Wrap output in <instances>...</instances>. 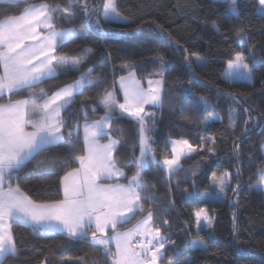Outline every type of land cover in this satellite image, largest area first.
I'll return each mask as SVG.
<instances>
[{"label": "snow or ice", "instance_id": "snow-or-ice-1", "mask_svg": "<svg viewBox=\"0 0 264 264\" xmlns=\"http://www.w3.org/2000/svg\"><path fill=\"white\" fill-rule=\"evenodd\" d=\"M216 2L230 5L225 9L226 19L242 22L247 5L238 4V0ZM67 3L68 7L59 0H0V264L20 255L18 245L23 242L17 240L14 225L30 228L41 236L60 235L69 242H84L97 250L93 264L100 260L104 264H163L168 249L181 242L179 235L174 238L166 234L171 233L173 227L180 228V234L185 236H190L195 227L197 238L189 240L188 247L194 251H208L209 245L201 237V232L207 230L206 236H214L215 215L201 207L193 214L194 225L188 220L182 221L183 227L173 225V216L179 219L181 214L175 211L176 202L169 197L173 193L171 178L185 170V159L196 153L211 154L204 172L218 164L214 147L216 137L194 133L199 140L196 144L183 137L169 138L158 157L153 147L156 138L149 135L156 131L157 123L156 112L149 108L163 109L166 103H171L174 112L178 111L193 124L207 112L208 97L192 91L198 83L197 70L207 66V57L195 52L184 56L183 66L191 79L185 84L179 77L175 78L173 83L182 90L176 98L165 91L168 86L166 74L173 70V66L162 54L146 61L159 67L152 77L147 78V87L137 79L138 64L133 62L120 65L123 74L113 80L110 88L97 95L86 94L87 90L100 85L103 74L96 73V68L111 63L112 51L105 49L97 55L94 47L82 48L78 52L70 49L61 54L62 50L77 40L87 43L97 33L123 42L143 30L138 26L131 33L106 31V24L131 23L122 15L118 0H92L91 3L89 0H67ZM252 11L264 19V0H256ZM78 16L83 17V29L75 26ZM211 27L216 35H223L216 20L211 21ZM233 30L239 50L226 44V67L220 79L230 85L255 87L256 70L264 69V43L250 42V27L226 29ZM260 35L264 39V28L260 29ZM227 40L228 36H224V41ZM169 42L177 50L188 53V48L179 41L169 38ZM112 67L115 71V65ZM261 76L264 77V72ZM62 77L71 79L56 83ZM50 81L52 84L41 87L39 92L29 91ZM261 85L258 92L264 97V79H261ZM117 92L122 101L117 98ZM223 96L235 102V106L228 105L227 127H237V108L241 107L247 114L244 124L247 126L255 121L264 131V124H260L264 114L253 117L252 109L244 107L231 92H218L216 107ZM248 98L244 97L245 100ZM101 110L102 115L89 119V112L96 114ZM124 121H134L137 126L139 154H136L137 145L133 143L130 155L124 157L125 163L121 165L116 153L125 146V141L122 135H115L113 125ZM149 121L151 128L148 127ZM216 122L214 116L205 117L201 131H209ZM249 131L245 127L242 138L234 142L233 159L237 161ZM105 138L106 142L101 143ZM260 146L264 149V140ZM42 152H50L53 157L37 159ZM73 164L78 166L73 167ZM30 165H34L37 174L55 175L63 170L64 174L59 177L60 198L36 200L19 183H14ZM129 168L133 169L131 175L126 170ZM153 168L162 170L169 181L163 197L168 204L162 209L156 196V185L144 178V173ZM204 172L193 171L190 177L185 176L184 183L191 179L190 188L180 189L185 202L223 204L230 188L233 197L228 199L229 205L239 203L244 190L239 163L234 171L235 185L232 183L233 173L224 172L217 176L213 172L212 190L201 192L197 180ZM253 175L256 179L255 183H249V192L264 193V166H258ZM180 183V180L176 181L177 186ZM157 209L162 213L159 217ZM137 214H140L139 219L121 231ZM232 233L233 238L239 240L235 213ZM233 254L238 258L252 256L248 248L240 246L233 248ZM46 259L41 264H46ZM168 262L173 264L172 257H168ZM61 264H68V261L62 260ZM74 264H88V261L86 257L77 256ZM261 264H264V258Z\"/></svg>", "mask_w": 264, "mask_h": 264}, {"label": "trees", "instance_id": "trees-1", "mask_svg": "<svg viewBox=\"0 0 264 264\" xmlns=\"http://www.w3.org/2000/svg\"><path fill=\"white\" fill-rule=\"evenodd\" d=\"M32 2V0H30ZM38 2V0H37ZM65 7H68L67 0H59ZM92 0H89L91 3ZM256 0H238V4L247 5L242 16V22H237L234 19L228 20L225 18V9L230 7L227 4L217 3L216 0H118V7L122 15L128 17L131 23L127 25L106 24L107 32L125 31L132 32L138 26L143 30L140 33H134L132 38H125L123 42H117L99 33L93 35L87 43H81L77 40L74 44L68 45L62 50V53L68 52L70 49L78 52L82 48L94 47L97 55L101 51L108 49L112 51L111 63H105L96 68V73H102L100 85L92 90V95L102 93L104 89L112 86L113 80L117 79L121 74L120 65L131 64L136 62L138 68L136 76L144 82L147 78L154 75L159 70L158 65L146 63L149 57L157 54L164 55L165 59L173 66V70L166 74L168 86L166 92H171L173 98L181 94L179 85L174 84L175 78L179 77L185 84L191 79L184 68V56L193 52L202 56H206L208 64L206 67L197 70L198 83L193 86L192 91L197 95L208 97L209 107L207 112L201 114V118L193 124L190 120L185 119L178 111H173V105L166 103L163 109H151L156 112V131L150 132L156 138V144L153 147L157 150L159 157L164 150L165 141L169 138H187L190 142L196 144L199 142L198 136L193 135H212L216 137V148L218 155V164L204 172L206 161L211 156L209 153H196L190 158L183 161L184 171L178 172L171 178L173 193L169 197L176 202L175 211L181 214L177 219L172 218L173 225H181L183 220H188L192 225L195 224L194 212L201 207L207 208L209 214L215 215L216 229L214 236L209 238L205 235V231L201 232L209 245L208 251H194L188 247V241L196 239L195 227L192 228V234L185 236L180 234V228L173 227L171 234L174 238L179 235L180 243L175 247H170L163 261V264H169L168 257H172L173 264H188L189 261L193 264H261V259L264 258V193L248 190L249 183H255L256 177L253 175L258 166H264V149L261 148L260 142L264 140V131H261L259 124L255 121L244 124L247 119V114L243 108L238 107V121L235 129L227 127L229 104L235 106V102L223 96L217 104V93H233L244 107L252 109L253 117H262L264 114V97H262L258 89L262 87L261 72L264 69L257 68L256 78L254 80L255 87L246 84L230 85L220 79V75L226 66V44L236 48L235 31H226L227 28L234 26L250 27L252 31V41L264 43L261 38L260 29L264 28V19L253 14V7ZM23 7V5H21ZM83 17L78 16L74 21L75 26L79 29L84 28L82 22ZM216 20L221 25V33L216 35L211 27V21ZM224 36H228V40L224 41ZM169 38L188 48V53L182 50H177L169 42ZM187 41V43H186ZM147 45V46H146ZM260 44H258V47ZM115 65V71H113ZM95 74V73H94ZM71 77L61 78L56 83L68 82ZM52 84L39 85L34 88L38 90L41 87L47 88ZM218 86V87H217ZM26 94V93H25ZM244 97H249L247 100ZM20 98V97H16ZM117 98L121 100V95L117 92ZM79 97L77 100L79 101ZM102 115V110L96 114L89 112V119L96 118ZM216 117V123L213 124L209 131L202 132L204 128L205 117ZM74 118V117H73ZM222 121V122H221ZM260 124H264V118L260 119ZM115 135L121 137L125 141V146L122 147L116 156L121 161V165L125 163L124 157L130 155L133 143L137 145L136 154L138 152V136L137 126L134 121H124L122 123H114ZM148 127H152L151 121L148 122ZM248 127V138L244 139L242 144L239 161L233 159L234 142L241 139L244 128ZM82 148V144H81ZM204 159H201V157ZM44 157H53L50 152H42L37 159ZM197 162H199L197 164ZM241 165L243 173L242 182L244 190L239 197V203L229 205L228 199L233 197V193L229 188L227 199L223 204L211 202H185V198L180 189L190 188L191 179L184 183L185 176H191V172H204L202 177H199L197 182L200 186V191L212 190V173L216 172L217 176L224 172L233 173V185L236 183L234 176L235 166ZM77 166L76 164L72 165ZM34 165H30L20 174V179L14 181L19 183L21 187L27 191L33 199H58L61 196L59 188V177L64 174L63 170L58 174L50 175L48 173L37 174L33 170ZM130 175L133 169H126ZM144 178L152 184L156 185V196L160 200V208L162 209L168 204V200L163 197L166 195V188L169 181L164 172L158 168H153L151 171L144 173ZM181 183L177 186L176 181ZM147 208V204H146ZM157 216H161L160 209H157ZM233 213L237 218L238 229L240 233L239 240L233 238ZM137 214L133 221L138 218ZM159 219L157 223H159ZM129 223V224H130ZM127 224V225H129ZM127 225L123 226L126 227ZM122 227V228H123ZM13 231L18 241L23 243L18 245L20 255L16 259L9 258L6 264H41L45 261L46 264H61L62 260L68 261V264H74L77 256L86 257L88 264H93L96 260V248L84 244V242L76 241L69 242L65 237L60 235L41 236L34 234L30 228L19 225L13 226ZM67 245V247H62ZM240 246L250 250L252 256L250 258H238L233 254V248ZM98 264H104L100 260Z\"/></svg>", "mask_w": 264, "mask_h": 264}, {"label": "rangeland", "instance_id": "rangeland-1", "mask_svg": "<svg viewBox=\"0 0 264 264\" xmlns=\"http://www.w3.org/2000/svg\"><path fill=\"white\" fill-rule=\"evenodd\" d=\"M226 67V66H225ZM224 71V70H223ZM137 77V76H136ZM137 79H138V77H137ZM143 84H144V86L145 87H147V79L143 82ZM123 99V98H122ZM122 99H121V101H122ZM97 118V117H96ZM92 119H94V118H92ZM106 142V138L104 139V140H102L101 141V143H105ZM139 154V147H138V152H137V155ZM131 175V174H130ZM137 219H139V217L138 218H136V220ZM136 220L135 221H133L132 223H130L129 225H127L126 227H123V228H121L120 230L121 231H123V230H125L126 228H130L135 222H136Z\"/></svg>", "mask_w": 264, "mask_h": 264}, {"label": "crops", "instance_id": "crops-1", "mask_svg": "<svg viewBox=\"0 0 264 264\" xmlns=\"http://www.w3.org/2000/svg\"><path fill=\"white\" fill-rule=\"evenodd\" d=\"M29 2H30V0H29ZM118 79V78H117ZM117 88H118V84H117ZM39 90L40 89H38V90H34V89H31V90H29V91H33V92H39ZM121 99H122V96H121ZM78 166V165H77ZM165 174V173H164ZM166 175V174H165ZM61 195H62V193H61ZM114 247V246H113Z\"/></svg>", "mask_w": 264, "mask_h": 264}]
</instances>
